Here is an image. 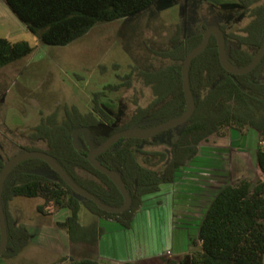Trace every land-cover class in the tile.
<instances>
[{
	"label": "trees",
	"instance_id": "trees-1",
	"mask_svg": "<svg viewBox=\"0 0 264 264\" xmlns=\"http://www.w3.org/2000/svg\"><path fill=\"white\" fill-rule=\"evenodd\" d=\"M158 0H4L8 8L29 32L48 46H68L87 35L94 27L133 17L148 9ZM252 8L251 22L237 33H227L230 62L237 67L248 66L264 44V0H241ZM202 33L180 41L166 52L154 53L169 59L173 65L156 72L133 70L121 78L123 83L110 85V92L131 88L135 74L152 90L153 100L147 107L137 108L132 118L121 126L101 106L104 93L96 94L91 112L84 113L76 106H64L43 116L31 130L32 142H45L46 151L26 148L25 151H43L65 169L73 180L103 203L123 206L125 200L109 177L98 171L89 161L90 140L76 130L111 128L109 135L95 138L103 144L116 133L130 128H150L181 117L186 113L182 69L189 53L204 39ZM34 48L27 41L13 42L0 38V70L29 57ZM264 59L251 73L234 75L221 64L218 42L212 37L208 48L192 62L191 89L196 110L190 120L149 139H123L98 157L109 170L117 172L133 199L132 207L121 214L103 211L98 205L76 193L43 160H28L18 165L8 177L3 190V204L8 225L9 246L1 258L13 260L31 244V234L17 226L9 205L17 198H42L45 204L38 208L43 216L67 210L69 216L57 226L68 232L72 245L98 247L106 230L100 220L113 221L127 230L145 204V198L161 192L163 185L172 184L177 172L192 163L200 154L201 145L213 137L224 138L227 130L241 134L255 131L262 149L257 155L258 178L255 182L244 179L236 185L224 187L213 200L199 231L201 247L184 256L162 255L134 264H264ZM179 134L171 138L170 133ZM163 141V151H146ZM170 143H167V142ZM140 158H153L162 168L146 167ZM5 161L0 154V173ZM80 172L89 177H83ZM85 208L94 221L85 226L80 213ZM47 210H50L48 213ZM1 242V231H0ZM54 264H101L94 258L70 257Z\"/></svg>",
	"mask_w": 264,
	"mask_h": 264
},
{
	"label": "rangeland",
	"instance_id": "rangeland-1",
	"mask_svg": "<svg viewBox=\"0 0 264 264\" xmlns=\"http://www.w3.org/2000/svg\"><path fill=\"white\" fill-rule=\"evenodd\" d=\"M4 7L9 17L0 6V17H6L0 22V38L27 41L35 49L29 57L0 70V154L5 161L26 148L46 151L45 142L29 139L42 117L56 110L63 113L64 106L91 112L96 94L104 93L100 103L115 119V126L127 123L137 108L152 102V90L136 74L131 88L110 92L108 86L123 83L121 78L133 70L156 72L173 65L172 60L154 53L171 49L177 36L184 41L202 33L204 27L225 26L227 33L240 32L251 22L252 9L241 0H158L133 17L97 25L68 46H48L29 32L6 4ZM110 131L106 126L91 130V150L98 146L95 138ZM177 134V130L172 131L171 138ZM76 143L81 148L78 135ZM144 149L163 151L165 147L161 140L156 147ZM261 149L255 131L244 135L227 130L224 138L213 137L201 145L192 163L177 172L174 183L145 198L132 230L102 221L106 234L98 247L71 244L68 232L57 226L69 211L45 217L38 212L44 199L17 198L9 211L17 226L31 234V244L13 260L0 258V264H54L70 257L94 258L101 264H134L198 251L200 227L213 200L228 185L257 180ZM140 161L155 170L162 168L153 158ZM94 219L82 208L83 225H90Z\"/></svg>",
	"mask_w": 264,
	"mask_h": 264
},
{
	"label": "water",
	"instance_id": "water-1",
	"mask_svg": "<svg viewBox=\"0 0 264 264\" xmlns=\"http://www.w3.org/2000/svg\"><path fill=\"white\" fill-rule=\"evenodd\" d=\"M215 36L218 42V49L220 55V61L222 66L231 74L234 75H246L253 72L263 61L264 59V44L259 50L258 54L255 56L254 60L246 67H237L233 65L228 56L227 52V45H226V38L224 32L219 27H210L204 32V39L200 45H198L195 49H193L187 58L184 61L182 75H183V85H184V92L187 101V110L184 115L178 117L174 120L160 123L156 126L150 128H130L123 130L119 133H116L103 144L96 146L89 154V161L90 163L101 173L107 175L111 181L118 187L121 191L122 195L124 196V204L121 207H114L103 203L100 199L96 196L88 192L87 190L83 189L79 186L73 178L65 171V169L52 157L46 152L43 151H25L22 152L13 158L9 159L3 170L0 173V231H1V242H0V258L3 254L7 251L9 246V234H8V225L6 214L4 210L3 204V190L6 184V181L13 170L20 165L21 163L39 159L43 160L50 165V167L60 175V177L71 187L76 193L84 197L85 199L91 200L95 202L99 208L103 211L111 213V214H121L128 211L133 204V199L131 194L128 191L127 186L125 185L124 181L122 180L121 176L112 170H109L104 165H102L98 157L111 148H113L119 141L123 139H149L153 138L165 131L170 129L179 127L185 123H187L190 118L194 115L196 110V101L191 89L190 83V68L194 59H196L200 54H202L210 45L212 37ZM78 134H83L86 138L90 135V130L81 128L75 131L74 136Z\"/></svg>",
	"mask_w": 264,
	"mask_h": 264
},
{
	"label": "crops",
	"instance_id": "crops-1",
	"mask_svg": "<svg viewBox=\"0 0 264 264\" xmlns=\"http://www.w3.org/2000/svg\"><path fill=\"white\" fill-rule=\"evenodd\" d=\"M4 4H5V2H4V0H0V6L2 7V9H3V14L5 15L6 14V16L8 15L7 13H6V11H5V7H4ZM3 5V6H2ZM7 17H9V16H7ZM5 18L6 17H4V16H1L0 17V22H2L3 20H5ZM27 30V29H26ZM251 132V131H250ZM250 132H249V134H250ZM258 135V134H257ZM102 221H105V220H100V224H101V222ZM135 221H136V219H135ZM135 221H134V223H133V227H134V225H135ZM106 222H109V221H106ZM111 222V221H110ZM133 227H132V229H133ZM131 229V230H132ZM100 244V243H99ZM155 258V257H154ZM151 259H153V258H151ZM149 260V259H148ZM145 261V260H144Z\"/></svg>",
	"mask_w": 264,
	"mask_h": 264
}]
</instances>
